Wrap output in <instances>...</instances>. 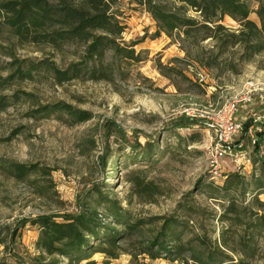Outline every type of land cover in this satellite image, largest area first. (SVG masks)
Returning a JSON list of instances; mask_svg holds the SVG:
<instances>
[{"label": "rangeland", "instance_id": "1", "mask_svg": "<svg viewBox=\"0 0 264 264\" xmlns=\"http://www.w3.org/2000/svg\"><path fill=\"white\" fill-rule=\"evenodd\" d=\"M244 1L254 11L258 4L264 5V0ZM114 10L125 26L122 43L132 46L141 62L117 64L120 73L113 83L75 80L58 85L41 63H54L63 70L77 58L72 50L58 54L20 46L5 31L0 34V77L13 73L17 65L22 69L37 66L31 79L15 80L10 88L0 90V97L8 102L0 111V162L38 165L45 170L44 175L24 182L0 170V239L8 244L9 232L18 228L13 252L31 264L40 230L30 224L23 227L25 221L75 213L80 208L96 210L106 218L104 210L110 206L106 202H113L127 212L128 222L140 223L143 235L135 232L120 241L116 259L93 254L96 264H183L141 254L146 242L157 235L161 219L178 221L181 242L195 251L210 246L234 262L264 264V208L255 205L256 200L264 203V193L258 189L264 185L260 164H264V56L242 65L237 75L214 66L206 69L195 59L198 56L201 63L214 59L212 42L201 43L187 57L176 42L157 33L155 22L142 7L116 0ZM249 19L258 25L255 14ZM222 25L237 28L229 18ZM251 87L252 104L239 105L233 117L242 125L243 132L236 139L244 140L248 160L238 165L226 162L220 177L213 180L205 134L182 127L180 121L193 119L186 113L206 112L214 114L215 122L227 101ZM62 104L88 114L89 120L74 122L68 114L53 111ZM107 122H112L108 132ZM247 125L254 139L255 132H261L257 152L244 131ZM226 176L227 180L233 176L230 191L223 189ZM138 182L156 190L151 198L139 196ZM104 223L123 230L110 217ZM257 225L259 229L252 234ZM200 240L209 245L202 246ZM183 256L185 264H193L189 253ZM2 258L15 264L3 245Z\"/></svg>", "mask_w": 264, "mask_h": 264}, {"label": "trees", "instance_id": "2", "mask_svg": "<svg viewBox=\"0 0 264 264\" xmlns=\"http://www.w3.org/2000/svg\"><path fill=\"white\" fill-rule=\"evenodd\" d=\"M129 4H137L155 22L157 33H163L168 39L176 42L186 56L200 49L201 43L210 41L216 50L211 61L195 62L206 69L221 70L237 75L240 67L253 62L256 57L264 56V5L258 4L254 11L244 0H128ZM116 0H0V34L6 32L20 46L47 48L54 53L65 54L72 50L77 58L74 62L60 70L54 63L42 62L45 70L52 74L56 84L61 85L75 80L113 83L120 68L117 64L134 65L141 62L140 54L132 46L122 43L121 35L125 26L119 14L114 10ZM191 12L196 17H190ZM255 14L258 25L249 19ZM224 18L231 19L237 28L231 29L222 25ZM161 72L165 67L157 66ZM37 66L22 69L17 65L13 73L5 78L0 77V90L13 85L14 81H25L32 78V71ZM30 97L28 94H23ZM8 106L6 98L0 97V111ZM48 109H44L47 111ZM53 111L68 114L74 122L89 120V115L76 112L70 106L58 105ZM51 112V111H49ZM106 132L111 129L112 122H107ZM182 127L194 129V119L182 120ZM248 125L244 128L247 131ZM255 151L261 142V132H255ZM104 163V162H103ZM264 169V164L260 163ZM0 170L5 176L17 182L27 181L36 174L44 175L45 170L38 165H23L13 162H0ZM228 178L227 176L225 179ZM233 176L224 182L223 189L234 188ZM141 197L151 198L152 189L147 183L136 184ZM264 193V185H258ZM104 211L106 218L96 210L78 209L75 213L62 215H40L24 222L37 226L40 230L35 243L36 256L31 264H96L91 260L93 254H102L108 259H116L118 243L126 240L133 233L140 236V223L128 222V214L113 202ZM264 208V203L256 200V204ZM231 212V210L229 211ZM235 212V210H234ZM110 220L123 227L122 231L108 226ZM60 219L61 222H58ZM163 220L156 236L150 238L141 250L151 260L163 258L170 263L182 261L187 263L184 254L189 253L193 264H248L242 260L234 262L214 247H206L198 252L189 244L181 242V234L176 231L181 224L175 219ZM250 225V224H249ZM255 226L251 225V228ZM260 227L256 226L255 233ZM18 228L11 230L6 239H0L9 258L15 264H25L13 252L14 240ZM202 246L209 245L200 240ZM223 246H226L225 241ZM0 264H10L9 259H0ZM103 264H111L106 261Z\"/></svg>", "mask_w": 264, "mask_h": 264}, {"label": "built area", "instance_id": "3", "mask_svg": "<svg viewBox=\"0 0 264 264\" xmlns=\"http://www.w3.org/2000/svg\"><path fill=\"white\" fill-rule=\"evenodd\" d=\"M253 93L254 90L251 87L227 101L219 110L218 120L215 122L214 114L197 112V114L190 115L186 113V116L197 122L195 128H200L205 134V152L209 164V174L213 180L215 176L220 177V172H222L226 162L238 165L240 162L248 160L244 140L236 139L243 132L242 125L234 121L233 117L237 113L239 105L252 104ZM258 130L256 127L255 131ZM251 132V130H248L246 134L251 143L255 145L256 138L254 139ZM221 180L223 181L224 178H221Z\"/></svg>", "mask_w": 264, "mask_h": 264}]
</instances>
